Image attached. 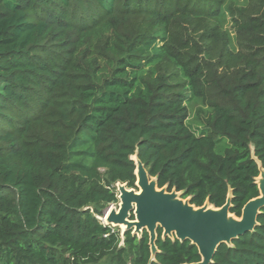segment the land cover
I'll return each mask as SVG.
<instances>
[{
    "label": "trees",
    "instance_id": "16d2710c",
    "mask_svg": "<svg viewBox=\"0 0 264 264\" xmlns=\"http://www.w3.org/2000/svg\"><path fill=\"white\" fill-rule=\"evenodd\" d=\"M134 155L196 207L259 195L264 0H0V264L201 261L99 219ZM209 264H264V207Z\"/></svg>",
    "mask_w": 264,
    "mask_h": 264
},
{
    "label": "water",
    "instance_id": "95a60500",
    "mask_svg": "<svg viewBox=\"0 0 264 264\" xmlns=\"http://www.w3.org/2000/svg\"><path fill=\"white\" fill-rule=\"evenodd\" d=\"M134 157L136 158L135 155ZM135 158L131 157L136 167ZM139 164L142 175L138 181L136 178L137 189L127 188L125 184L117 183L119 191L117 199H121V205L116 210H111V206H108L99 219L108 226H118L124 220L129 221L121 233L132 229V233L140 235L145 229L149 234L152 254L156 250V228L160 227L162 237H175L179 241L190 240L196 245L201 256V261L196 264H209L220 243L230 244L232 239L254 228L256 217L264 207V168L261 166H259V177L256 178L259 195L244 204L240 217L232 214L237 220H228L230 196L221 207H214L207 201L202 206L196 207L189 203V198H181V193L174 189L167 191L166 187H162L159 188L160 192L153 190L149 184L151 177L140 161ZM151 179L157 187L155 178ZM119 185L123 187V190ZM170 193L185 199L191 208L187 205L182 206L179 200L170 197ZM131 215L134 219L130 218Z\"/></svg>",
    "mask_w": 264,
    "mask_h": 264
},
{
    "label": "bare ground",
    "instance_id": "6f19581e",
    "mask_svg": "<svg viewBox=\"0 0 264 264\" xmlns=\"http://www.w3.org/2000/svg\"><path fill=\"white\" fill-rule=\"evenodd\" d=\"M133 158H135L134 156H133ZM135 161H136V167H135V173H136V178H137V181H138V179L141 177V175H142V169H141V166H140V164H139V161L137 160V158H135ZM149 184L151 185V187H152V189L153 190H155V191H161V189H159V188H157L156 187V185H155V182H154V180L153 179H151V178H149ZM120 187H121V189L123 190V187L121 186V185H119ZM170 195V197H172L174 200H179L180 201V203L182 204V206H189L188 204H187V201L185 200V199H180V198H178V196L176 195V194H174V193H170L169 194ZM119 200V203H118V207L121 205V199L119 198L118 199ZM117 207V208H118ZM117 208H115V207H111L110 209L111 210H116ZM189 208H191V206H189ZM227 219L228 220H237V218H235L231 213H228L227 214ZM129 224V221H127V220H124V221H122L118 226H122L123 228H125L127 225ZM133 224H134V221H133ZM122 228V229H123Z\"/></svg>",
    "mask_w": 264,
    "mask_h": 264
},
{
    "label": "rangeland",
    "instance_id": "374dc122",
    "mask_svg": "<svg viewBox=\"0 0 264 264\" xmlns=\"http://www.w3.org/2000/svg\"><path fill=\"white\" fill-rule=\"evenodd\" d=\"M194 110H195V105H192L191 107H190V115H191V117L193 116V114L195 113L194 112ZM190 117V118H191ZM192 126H195L194 124H192ZM259 177V176H258ZM117 188H118V184H116V190H117ZM117 192L119 193V191L117 190ZM118 203L119 202H117V203H115V204H111L110 206L111 207H115V208H117L118 207ZM132 216V215H131ZM131 219H134V217L132 216V217H130ZM131 221V220H130ZM121 231H122V226H117ZM171 237H172V235H171Z\"/></svg>",
    "mask_w": 264,
    "mask_h": 264
}]
</instances>
